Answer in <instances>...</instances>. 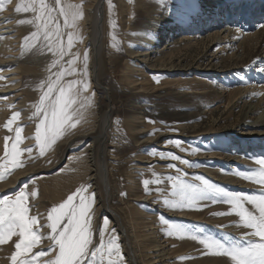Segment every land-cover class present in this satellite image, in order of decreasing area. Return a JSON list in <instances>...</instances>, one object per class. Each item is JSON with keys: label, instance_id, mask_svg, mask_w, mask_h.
<instances>
[{"label": "rangeland", "instance_id": "374dc122", "mask_svg": "<svg viewBox=\"0 0 264 264\" xmlns=\"http://www.w3.org/2000/svg\"><path fill=\"white\" fill-rule=\"evenodd\" d=\"M85 1L89 3L92 0H82V2ZM134 1L128 0V3L133 4ZM137 1H135L137 5L129 8L126 14L121 13L120 17L111 15L110 25L107 24L106 19L108 9H105L103 21L105 29L103 38L100 40L103 46L98 53L101 65L98 63L94 70L96 72L100 66L101 80L107 85L109 98L113 104L108 142H106L111 192L109 205L119 213L123 225L127 228V234L132 238L131 234L134 230L138 235L136 242L131 241L133 252L138 253L137 264H235L230 256L219 254L216 248L206 247L200 243V240L206 239L209 243L215 240L224 244L225 247H230L233 244L248 246L250 242H259L260 238L249 235L253 229L245 227L236 214L234 206L225 202L224 198L215 192H209L204 199L197 198L189 206L187 197L191 195V192L188 186L202 189L204 181H208L216 188L224 191L226 189L227 192L247 195L259 194L264 191V185L245 180L244 177L258 173L261 168L258 161L264 159L262 149L264 142H256L255 145L254 143L252 145V141L247 142V139L240 137L243 130L238 125L240 118L238 107L233 108L234 110L230 109L229 113L224 116H220L213 110L204 111V113L198 112L202 105L213 99V95L208 92L205 93L206 95H199L196 92L214 87L216 89L224 85L227 90H232V95L235 97V87L237 89L239 85L246 84V82L251 84L252 81L263 83L264 72H256L259 76L256 75L255 78L250 76V71L260 62L264 64V51L257 50L252 58L243 59L246 63L243 62V66L241 65L239 70L233 69L229 62L231 55L239 53V51L242 52V50L244 52L245 49H236L235 44H229L227 48L226 44L222 42L213 45L212 37L206 38V33H203L200 39L196 38V41L195 39L191 40L192 38H184L185 34L194 36L193 33L190 34L184 29L172 33L171 28L178 24L168 27L169 23L174 24V22H170V20L163 23L164 14L169 3H172L171 0ZM196 1L195 4L199 0ZM225 1L228 3V0ZM251 1L238 0L234 6L230 7L232 11L228 12L227 16L226 10L224 13L226 19L223 18V20L228 21V17L231 16L233 20L229 24L242 34L256 29L257 25L264 23V12L262 13L261 9L264 6V0H255L257 1V11L261 9L259 12L256 11L255 5ZM45 2L49 6L55 7V0H45ZM107 2H109L107 6L111 8L118 4L116 0H107ZM8 3L9 0H4L0 6V13L6 10ZM20 4L26 3L16 1L9 16L13 20V24L15 23V29H18L19 32L17 54L22 71L21 76H23L20 78L19 89L22 104L18 100L17 102L9 101V109L0 122V181L7 180L18 170L23 169L25 174L11 186L1 189L0 199L5 197L14 199L22 188L25 190L28 195L29 215L37 218V225L34 227L38 229L37 235L41 237V241L26 257L21 256L17 260H31L34 253L45 251L46 255L37 261V264H44V261L55 256V252L49 248L52 242L47 238L51 234L50 228L47 227V213L52 207L63 203L68 195L81 187L87 188L93 200L95 198V190L91 186V181L87 179L88 173L84 170V162H78L76 167L74 161L77 160V153L89 143L90 139H73L71 143L67 139L78 133L80 129L97 123L94 121L101 111V105L105 104V99L103 97L104 89L94 87L90 81L89 63L87 75L84 74L83 54L87 52L89 56L88 42H85L82 48L74 44L71 52L75 54L80 52V58L75 65L76 71L71 75H65L61 84L79 80L86 82L88 87L87 90H84L82 84L76 86L79 89L78 98H75L76 103L70 109L71 123L74 126L66 127L55 143L49 144L45 148L44 154H40L35 136L36 127L39 125L41 117L33 115V113L39 103V97L43 91H46L49 80L55 81V73L61 68L69 67L67 62L72 56L65 55L61 59L54 52L49 51L46 46L47 42L43 39V29H40L39 40H34L32 33L38 31L35 15L31 11L16 12L15 9ZM175 4L182 6L188 4L190 5L189 11L193 12L189 0H175ZM124 14L125 16L121 17ZM29 20L33 23H21V21ZM113 25L115 26L113 27ZM171 40L177 44L171 45ZM147 47H150L149 50L152 51L149 54L152 57L151 60L159 58L154 63L155 66L159 63L157 66H164L165 69L148 70L146 68H149L148 64L150 65V63L146 61L130 65L133 61L129 56L130 50L144 51ZM218 51L219 53L216 54L215 52ZM213 55L217 56L216 59L214 58L215 60L211 57ZM218 56L222 58L219 59ZM160 60H163V64H160ZM219 61L221 62L219 63ZM54 64L55 66H53ZM141 65L144 70H148L147 76H139V84H136V87L139 86L135 88L129 84L128 72H131V68ZM246 67H249L250 71L245 72ZM238 72L242 73L241 77L237 76ZM3 82L1 81L0 88L1 85H4ZM237 84L239 85L237 86ZM182 91L184 92L182 93ZM156 93L161 95L156 96ZM17 112L20 115L9 124V120ZM134 115L143 117V125L146 130L142 134L130 131V123L136 124L131 122ZM17 129L20 130V141L17 147L21 150V155L16 158L19 164H14L12 156L5 155V144L7 142V152L11 153V146L16 143ZM165 133L166 135H164ZM150 136L153 139L150 142L141 143L140 146L139 141L137 144L135 143L136 137L143 140ZM163 146L168 147L164 149ZM251 146L257 149V153L248 156L246 152L252 150ZM231 148L233 151H228ZM27 149H31V153ZM67 149L68 153L66 154ZM229 152L237 156L242 154L244 159L241 158L240 164L237 162L236 165H231L221 158H224ZM247 157H255V159L250 160ZM222 173H225L224 175L227 177ZM221 177L227 180H220ZM133 180H136L139 187H133ZM145 181L148 183L145 184ZM136 191L145 197L148 194L149 198L143 196L140 201L134 195ZM33 192L36 193L35 196L32 195ZM245 206L250 210L253 207L249 204ZM94 210L93 203V212ZM220 213L223 214L220 215ZM131 217L132 219H130ZM105 219L109 221L107 226L103 224ZM115 223L104 214L103 208L99 213L94 215L92 213L93 243L90 246L91 250L94 251L95 248L101 246L100 232H104V255L102 258L98 254L97 264H107L106 249L113 235L117 237L120 256L123 258L124 264H128L125 257L126 252L122 247V235L117 231ZM131 223L134 225L133 230ZM2 227L0 225V228ZM193 236H196L197 239H192ZM164 237L167 239L165 242H163ZM19 239L18 236H13L10 240L2 243L7 252L0 257L2 262L0 264H13L12 256L17 251L15 244L19 242ZM156 242L161 245L165 244L164 248L160 247L161 252L152 246ZM145 245H149V248L144 247ZM159 253L163 256H158ZM114 256L115 254H113V259L116 258Z\"/></svg>", "mask_w": 264, "mask_h": 264}, {"label": "bare ground", "instance_id": "6f19581e", "mask_svg": "<svg viewBox=\"0 0 264 264\" xmlns=\"http://www.w3.org/2000/svg\"><path fill=\"white\" fill-rule=\"evenodd\" d=\"M16 1H20V2H23L26 4L31 2V0H9V3H8L6 10L3 11L2 13H0V69H1L0 83H1V81H4L3 82L4 85H1V88H0V122L3 120L6 112L9 109V103H8L9 101L15 100L14 102H17V100H18V102L21 103V97H20L21 91H19V89H20V78L23 76H21L22 71L20 70L21 66L19 65L18 54H17V52H18L17 51V45H19V43H18L19 32H18V29H15L16 28L14 26L15 23L13 24V20L9 16V13H11L10 11L12 10V7ZM116 1H118L117 6L114 8H111L110 6H107V5H109V2H107V0H92L89 3L86 1L82 2V0H61L62 5L72 4V5L79 6L78 11L80 12V17L75 22L76 26L74 29L63 28L64 18L62 16H59L58 13H56V12H54L53 15L57 16L58 23L61 25V31L63 33V42H64L65 46L67 44V33L69 31H72L74 33V44L79 45L80 48H82V46L85 44V42H88V44H89V46H88V50H89L88 63H89V67L91 70L90 71V73H91L90 74V79H91L90 81H91V83H93L94 87L104 89L103 90L104 91L103 97L105 99V104L101 105V108H100L101 111L99 110L100 113L99 114L97 113L98 115L96 114L97 115L96 119H95V117L93 118V120L95 119L94 122H97V123L95 125H92V126L88 125L87 128L80 129V131L78 133L74 134L72 137H69L67 139V140H69V143H71L73 141V139H81V140L82 139L83 140L90 139L89 143L80 152L77 153V155H76L77 160H74L76 167L78 165V162H80V161L82 163L84 162V170H85V172L88 173L87 179L89 181H91V186L95 190V192H94L95 210L93 212V215L96 213H99V211H101V209L103 208L104 214L106 216L110 217L112 220H114V222H116L115 223L116 229L122 235V242H123L122 247L124 248V251L126 252L125 253L126 261L128 262V264H137V261H138L137 258H139L137 255L138 253L136 254L135 253L136 251L133 252V250L131 248V241L134 240L136 242L137 241L136 238L138 236L136 234V232H134V230H133L134 225L131 223V228L133 230V233L131 234L133 237L131 238L129 236V234H127V228L125 227V225H123L119 213L114 208H112V206L109 205L111 192H110V183H109V179H108V171L109 170H108V162H107V157H106V155L108 154L107 153L108 149H107L106 142H108L107 141L108 136H109L108 135V129L111 125V117H112L111 114L113 111V106H112L113 104L109 98L110 96H109L108 87L101 80L102 77L100 76L101 74L99 73L100 66H99V69L96 70V72L94 71L95 67H96V65H98V63H100V65H101V60L98 58V53L101 51L102 46H103L100 40H101V38H103V33H104V29H105V27H103V21L105 18V9L106 10L108 9L106 19H107V24L110 25L111 21H112L111 15H114L115 17H120L119 14H121V13L126 14V12L129 8L131 9L137 5V4H135V1L138 2L137 0H135L133 2V4H130V3H128V0H116ZM171 1H172V3L171 2L169 3V5L166 9V12L164 14V18H163L164 22L163 23H166V21H170V20H171L170 22L173 21L174 24H171L168 22L169 23L167 25L168 27H172V25L178 24L176 27L174 26L171 28V30H173V31H171L172 33H175V32L181 31V29H184V30L188 31V33H190V34L193 33L194 36L193 35L188 36V34H185L186 36H183V37L187 38V39L192 38L191 40L195 39V41H196V38L200 39L201 38L200 36L203 35V33H206V38L212 37L211 40L213 42V45L219 44L220 42H222V43L226 44L227 48L229 47V44H232V45L235 44L236 49L237 48L245 49L244 52L242 50V52L239 51V53L236 52V54L231 55V60L229 62L231 63L233 69L239 70V68L243 66L242 63L243 62L246 63L245 61H243V59H247L249 57L252 58L253 56H255V53L257 50L264 51V23H262L261 25H257L256 29H252L251 31L243 32V34H242V33H240V31L238 29H234L231 26V24H229L230 21L233 20L231 16L228 17V19H229L228 21L223 20V18H225V16H224L225 10H226V16H227L228 12L230 13L232 11V9L230 8L231 6H233V4L231 3V0H228V3L225 0H199L197 4H195L197 2L196 0H189L191 3V6H192L191 9L193 10V12L189 11V17L183 21L180 19V13L183 9V6L182 5H176L175 0H171ZM251 2H252V4L255 5L254 7L256 9L257 8L256 7L257 1L252 0ZM44 3L47 4L45 2V0H44ZM200 3H201V5H200ZM250 3H249V5H251ZM37 4H39V0H37ZM263 7L261 8L262 13L264 12ZM261 9H258V11L256 9V11L259 12V10H261ZM33 14L35 16L37 15V13H34V12H33ZM125 14L122 15L121 17L125 16ZM152 19L154 20V18H152ZM161 25H163V24H161ZM158 27H161V26H158ZM157 30H159V29L157 28ZM84 34H85V36L83 37ZM190 36H192V37H190ZM182 40H184V39H182ZM171 41H172L171 45L177 44V42H175L173 40H171ZM149 48L150 47H147L146 50H144V51L130 50L129 56L133 60L130 63V65H134L136 62H140V63L142 62L143 63L146 61L147 63H150V65L148 64L149 68L146 66L147 67L146 69H148V70L159 71V70L163 69L164 66L163 67L161 65L157 66L159 63L155 66L154 63H156L157 59H159V58L151 60L152 57H150L149 54H151L152 51L149 50ZM174 48H175V46H174ZM229 50H230V48H229ZM215 51H217V50H215ZM221 51H222V49H221ZM262 51H260V52L262 53ZM246 52H247V54H246ZM170 53L171 52H169V54ZM215 53L217 54V53H219V51L215 52ZM79 55H80V52L78 51V56ZM221 55H219V56H221ZM219 56H218V58H219ZM165 57H164V59H165ZM169 57H171V56H169ZM211 57H213V59L217 58L216 55H213ZM220 58H222V57H220ZM228 58H229V55H228ZM224 59H225V57H224ZM163 60L162 61L160 60L161 61L160 64H163L162 63ZM214 60H213V62H214ZM150 61L152 62V64ZM220 62L221 61H219V63ZM216 63L218 64V62H216ZM216 63H215V65H216ZM249 63H252V62H249ZM260 63L257 64L258 66L256 65V67H252L251 71L248 69L249 67H246V70H244V71L247 72L249 70L250 74H251V75L250 74L249 75L252 77L254 76L256 78V75H258L256 72H264V64H262V62H260ZM164 64H165V61H164ZM141 66L136 67V68L133 67L130 69L131 72H128L129 84L132 87L138 88L139 85L136 87V84H139V82H138L140 79L139 76L140 77L147 76L148 70L147 71L144 70L143 66L142 67ZM252 66H255V65H252ZM93 71H94V73H93ZM241 74H242L241 72H238L237 76H240ZM233 79H231V80H233ZM141 80H143V79H141ZM67 83L68 82L64 83L63 85L67 86ZM217 83H219V82L217 81ZM250 83L251 84H248V82H246V84H243L241 86L239 84H237V86L238 85L239 86L237 87V89L235 87V90H236V92L234 93L235 97H233V95H232V92H231L232 90L231 91L227 90V88H225L226 86H224V85H221V86L219 85L220 87H218L216 89H214L215 87L213 89H207V90L206 89L203 90L201 88L202 90L199 92H196V93H198L199 95L200 94L206 95L205 93L208 92V93H212V95H213V99L210 102L205 103L204 105L201 106V108L198 111L200 113H204V111H208V110H213L217 114H219L220 116H224V115L229 113L230 109L238 107L240 110V115H239L240 118L238 119V125L243 130L241 133L242 136H240V137L247 139L248 140L247 142L252 141L251 144L253 145V143H254V145H255L256 142H264V82L263 83L262 82L256 83V81L255 82L252 81ZM208 88H209V86H208ZM189 89L191 90V88H189ZM141 90H144V89H141ZM186 91L188 92V90H186ZM183 92L184 91H182V93ZM191 93H194V92H191ZM157 95L160 96L161 94L156 93V96ZM75 98H78V96H76ZM20 106H22V105H20ZM139 113L141 114V112H139ZM194 114H197V113H194ZM182 115H184V114H182ZM140 116L134 115V118L131 120V122L136 123L135 125L130 123V126H131L130 131L132 133L142 134L146 130L144 127L145 125H143L144 124L143 123V117L140 118ZM164 135H166V133ZM151 140H153L151 136L146 138V139L144 138L143 140H140L139 137L138 138L136 137L135 143L137 144L139 141V146H140L141 143L150 142ZM175 141H177V140L175 139ZM165 147H168V146H163L164 149H165ZM252 147L253 146L250 147V149H252V150L248 149L249 150L248 152H246L244 150L246 152V154H248V156H252V155L257 153L256 152L257 149L252 148ZM262 149L264 151V148H262ZM262 149H260V150H262ZM177 151H178V149H177ZM228 151H233V149L231 148ZM230 154L231 153L229 152L228 154L225 155L224 158L223 157H221V158L225 159L226 162L230 163L231 165H236V163L237 162L239 163V161H241V158L244 157L242 154H241V156L240 155L237 156L235 154L230 155ZM212 155H214L215 157L217 156L216 154H212ZM204 157H206V156L204 155ZM147 158L149 159V157H147ZM155 158H158V157H155ZM247 158H249L250 160L255 159V157L254 158L247 157ZM251 162H250V164H251ZM229 169H231V168H229ZM23 172H24L23 169L18 170L13 175L9 176L7 180L0 181V190L1 189L3 190L5 188L11 186L13 183H15L16 180H18V178L20 176L25 174ZM76 172H77V170H76ZM224 176H226V175H224ZM222 177L220 180H227L226 178L222 179ZM132 182H133V187H135V188L139 187V186H137L138 183L136 182V180H133ZM240 182H242V181H240ZM138 191H136L134 193V195L137 197V199L140 200L141 197H143L144 195L140 194ZM225 191H226V189H225ZM147 195H146V197L144 196V198H149V195L148 196ZM140 201H142V200H140ZM130 219H132V217ZM165 241H167L166 238L163 240V242H165ZM133 244H134V242H133ZM152 246L155 248V250L156 249L160 250V247L164 248L165 244L161 245L160 243L156 242ZM144 247H146L148 249L149 245H145ZM6 252H7V249L4 246V244H0V257L2 256V254H6ZM160 252H161V250H160ZM145 255H147V254H145ZM160 255H162V254L159 253L158 256H160Z\"/></svg>", "mask_w": 264, "mask_h": 264}, {"label": "snow or ice", "instance_id": "6c2138e0", "mask_svg": "<svg viewBox=\"0 0 264 264\" xmlns=\"http://www.w3.org/2000/svg\"><path fill=\"white\" fill-rule=\"evenodd\" d=\"M4 0H0L2 6ZM77 5H62L61 0H55V7H51L44 3V0H31L28 4H20L16 7V12H34L37 13L35 21L37 22V32L32 33L34 40H39L40 29L49 51L54 52L61 59L65 55H71L68 60V68H61L55 73L56 80H49L46 91L39 97V103L36 105V111L33 115L40 116V123L36 127L35 140L39 145L40 154L43 155L45 148L55 143L56 139L61 135L66 127H73L71 123L72 114L70 109L76 103L75 97L79 93L76 87L82 84L83 89L87 90V83L79 80H72L67 83V86L61 84L65 75L73 74L76 69L75 65L80 58L78 54L72 53L71 49L74 46V33H67V44L64 45L63 33L61 25L58 23L57 16L54 12L64 18L63 28L74 29L76 21L80 17ZM190 5L184 4L180 13V19L183 21L189 17ZM42 22V23H41ZM21 23H33V21H21ZM115 26V25H113ZM88 53L83 54L84 74L87 75L88 68ZM55 66V64L53 65ZM20 113H15L9 124L17 119ZM20 141V130L16 131V143H13L11 153L7 152V142L5 144V155H11L14 164H19L16 159L21 155V150L17 147ZM31 153V149H27ZM179 159L178 157H173ZM261 165L258 173L246 175L244 178L253 182L264 185V159L258 161ZM148 182L145 181V184ZM191 195L187 197L188 205L197 198L204 199L209 192H215L222 196L225 202L234 206L236 214L240 217L245 227L253 229L249 235L258 236L259 242H250L248 246H239L233 244L230 247H225L219 241L212 240L210 243L206 239H201L200 243L209 248H216L219 254L231 257L235 264H264V191L259 194L247 195L243 193H232L216 188L208 181H204L202 189L191 188L188 186ZM36 195L35 192L32 193ZM28 195L22 188L15 198L5 197L0 199V244L10 240L13 236H18L19 242L15 244L17 251L12 256L13 264H37L40 257L46 255L45 251H39L33 254V259H20L18 257L27 256L31 250L39 245L41 237L37 235L38 229L37 218L29 215V207L27 205ZM93 197L88 193L87 188H78L67 199L54 206L47 213V227L50 228L51 234L47 237L52 244L49 245L50 250L55 252L54 258L44 261V264H97V256L103 258L104 232H100L101 246L91 250L92 245V213H93ZM252 205L250 210L245 205ZM223 213H220L222 215ZM103 224L107 226L109 221L105 219ZM192 239H197L193 236ZM107 264H124L123 258L120 256V246L117 244V237L113 235L107 245ZM115 254L116 259H113Z\"/></svg>", "mask_w": 264, "mask_h": 264}, {"label": "water", "instance_id": "95a60500", "mask_svg": "<svg viewBox=\"0 0 264 264\" xmlns=\"http://www.w3.org/2000/svg\"><path fill=\"white\" fill-rule=\"evenodd\" d=\"M67 151H68V149L66 150V154L68 153Z\"/></svg>", "mask_w": 264, "mask_h": 264}]
</instances>
